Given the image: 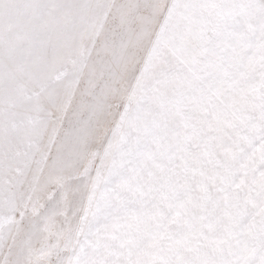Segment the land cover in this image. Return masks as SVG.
<instances>
[{
  "label": "snow or ice",
  "instance_id": "1",
  "mask_svg": "<svg viewBox=\"0 0 264 264\" xmlns=\"http://www.w3.org/2000/svg\"><path fill=\"white\" fill-rule=\"evenodd\" d=\"M0 264H264V0H0Z\"/></svg>",
  "mask_w": 264,
  "mask_h": 264
}]
</instances>
